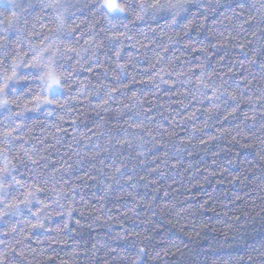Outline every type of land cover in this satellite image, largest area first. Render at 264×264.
<instances>
[{
	"label": "clouds",
	"instance_id": "clouds-1",
	"mask_svg": "<svg viewBox=\"0 0 264 264\" xmlns=\"http://www.w3.org/2000/svg\"><path fill=\"white\" fill-rule=\"evenodd\" d=\"M0 264H264V0H0Z\"/></svg>",
	"mask_w": 264,
	"mask_h": 264
},
{
	"label": "trees",
	"instance_id": "trees-1",
	"mask_svg": "<svg viewBox=\"0 0 264 264\" xmlns=\"http://www.w3.org/2000/svg\"><path fill=\"white\" fill-rule=\"evenodd\" d=\"M65 127H68V125H65ZM71 134H72L71 129H69L68 135L71 136ZM200 171H204V169L201 168ZM210 171H212V170H210ZM221 186H223L222 190L224 191V193L227 194L228 182L224 179L223 172L214 171V179L213 180H211L207 185L203 184V183L199 185V188H201V189L207 188V193L202 192V191H192L188 194V198L192 199L194 196L196 199H200L201 197H203V201H204L205 205H207L205 210L208 212L209 216H211L213 208H214V203L212 200V194L218 190H221ZM177 190H178V188H177ZM93 235H95V232H93ZM231 246H232L231 241H229V247H231Z\"/></svg>",
	"mask_w": 264,
	"mask_h": 264
}]
</instances>
